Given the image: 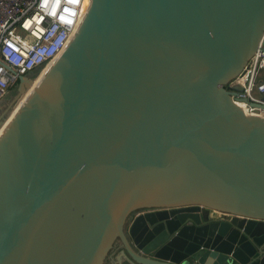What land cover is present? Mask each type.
Instances as JSON below:
<instances>
[{
	"label": "water",
	"instance_id": "obj_1",
	"mask_svg": "<svg viewBox=\"0 0 264 264\" xmlns=\"http://www.w3.org/2000/svg\"><path fill=\"white\" fill-rule=\"evenodd\" d=\"M263 33L264 0H88L19 78L0 264H103L115 239L126 264H264V118L225 87Z\"/></svg>",
	"mask_w": 264,
	"mask_h": 264
},
{
	"label": "built area",
	"instance_id": "obj_2",
	"mask_svg": "<svg viewBox=\"0 0 264 264\" xmlns=\"http://www.w3.org/2000/svg\"><path fill=\"white\" fill-rule=\"evenodd\" d=\"M87 1L0 0V100L20 77L57 59L70 41ZM225 87L235 103L246 105L247 114L264 109V33L252 58ZM249 103L256 104V108ZM216 214L220 219L230 218Z\"/></svg>",
	"mask_w": 264,
	"mask_h": 264
},
{
	"label": "rangeland",
	"instance_id": "obj_3",
	"mask_svg": "<svg viewBox=\"0 0 264 264\" xmlns=\"http://www.w3.org/2000/svg\"><path fill=\"white\" fill-rule=\"evenodd\" d=\"M26 77H31V74ZM19 85L20 82H17V84L11 86L8 92L6 93V95L2 97L0 100V124L5 119V117L8 116V114L13 110V107H15L18 101L20 100V96L18 95ZM254 94L257 95L256 92ZM119 246H120L119 241L115 239L112 244V249L109 252H111L115 248H119Z\"/></svg>",
	"mask_w": 264,
	"mask_h": 264
},
{
	"label": "bare ground",
	"instance_id": "obj_4",
	"mask_svg": "<svg viewBox=\"0 0 264 264\" xmlns=\"http://www.w3.org/2000/svg\"><path fill=\"white\" fill-rule=\"evenodd\" d=\"M86 5L83 6V11ZM56 60V59H55ZM51 63V62H50ZM49 63V64H50ZM44 70L48 71V64L43 68ZM237 106H239L246 114L248 113L247 107L244 103H235ZM25 106V103L20 98L18 103L15 107H13V110L8 114V116L5 117V119L0 124V138L4 134L5 130L9 127L13 119L15 118L16 114L19 113V111ZM252 113H255L253 115L264 118V109H259L257 111L252 110Z\"/></svg>",
	"mask_w": 264,
	"mask_h": 264
},
{
	"label": "crops",
	"instance_id": "obj_5",
	"mask_svg": "<svg viewBox=\"0 0 264 264\" xmlns=\"http://www.w3.org/2000/svg\"><path fill=\"white\" fill-rule=\"evenodd\" d=\"M148 260L153 261L149 258ZM127 262H130V255L127 254V250L119 246L107 254L103 264H126Z\"/></svg>",
	"mask_w": 264,
	"mask_h": 264
},
{
	"label": "flooded vegetation",
	"instance_id": "obj_6",
	"mask_svg": "<svg viewBox=\"0 0 264 264\" xmlns=\"http://www.w3.org/2000/svg\"><path fill=\"white\" fill-rule=\"evenodd\" d=\"M142 213H143V212H142ZM127 223H128V222H127ZM126 231H128V227L126 228ZM139 232H140V231H137L136 234H135V236H137V235L139 234ZM127 234H128V232H127Z\"/></svg>",
	"mask_w": 264,
	"mask_h": 264
},
{
	"label": "trees",
	"instance_id": "obj_7",
	"mask_svg": "<svg viewBox=\"0 0 264 264\" xmlns=\"http://www.w3.org/2000/svg\"><path fill=\"white\" fill-rule=\"evenodd\" d=\"M36 73H38V71H36Z\"/></svg>",
	"mask_w": 264,
	"mask_h": 264
}]
</instances>
